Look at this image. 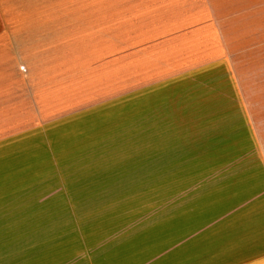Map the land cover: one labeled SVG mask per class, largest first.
I'll use <instances>...</instances> for the list:
<instances>
[{
  "label": "crops",
  "instance_id": "1",
  "mask_svg": "<svg viewBox=\"0 0 264 264\" xmlns=\"http://www.w3.org/2000/svg\"><path fill=\"white\" fill-rule=\"evenodd\" d=\"M213 1L36 0L0 25V188L19 175L5 158H186L183 147H210L150 174L154 211L127 202L126 216L98 217L82 253L55 240L8 264H264V107L252 103L264 91L247 90L256 65L231 58Z\"/></svg>",
  "mask_w": 264,
  "mask_h": 264
},
{
  "label": "rangeland",
  "instance_id": "2",
  "mask_svg": "<svg viewBox=\"0 0 264 264\" xmlns=\"http://www.w3.org/2000/svg\"><path fill=\"white\" fill-rule=\"evenodd\" d=\"M35 1L0 0V25L14 22L12 17L18 11H29L41 5ZM213 2L225 8L221 15L230 34L231 58L256 65L246 68L250 72L247 90L264 91V0ZM252 101L264 107V99ZM209 149L183 147L184 155L193 154L186 158H5L1 166L3 163L10 166L13 162L19 175L15 188H0L7 191L0 198L3 204L7 197L4 210L0 209V235H6L4 243H0L1 264H8L36 247L48 254L45 245L40 246L50 242L51 248L55 240L65 241L60 250L82 253L90 243L83 242L85 235L93 236V224L98 217L110 220L112 215L116 219L126 216L130 213L127 202L135 205V210L131 211L135 214L139 212L138 204L147 203L153 211L157 208L159 179L150 178V174L183 169L189 166L191 158H208ZM235 151L232 147L230 153L221 154L220 150L219 154L228 156ZM26 171L37 176L36 179L24 180L28 175ZM81 177L85 179L80 181ZM170 182L164 180L163 192ZM55 185L69 187L70 193L46 196L45 191ZM125 188L134 189V193H123L126 190H121Z\"/></svg>",
  "mask_w": 264,
  "mask_h": 264
}]
</instances>
